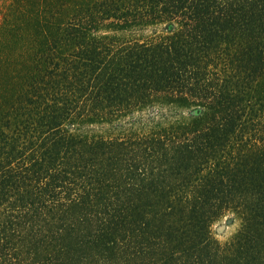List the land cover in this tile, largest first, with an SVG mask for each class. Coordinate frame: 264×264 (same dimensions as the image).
Masks as SVG:
<instances>
[{
	"label": "trees",
	"instance_id": "obj_1",
	"mask_svg": "<svg viewBox=\"0 0 264 264\" xmlns=\"http://www.w3.org/2000/svg\"><path fill=\"white\" fill-rule=\"evenodd\" d=\"M0 264H264V0H0Z\"/></svg>",
	"mask_w": 264,
	"mask_h": 264
},
{
	"label": "rangeland",
	"instance_id": "obj_2",
	"mask_svg": "<svg viewBox=\"0 0 264 264\" xmlns=\"http://www.w3.org/2000/svg\"><path fill=\"white\" fill-rule=\"evenodd\" d=\"M241 227V220L229 214L213 227V234L221 243L229 242Z\"/></svg>",
	"mask_w": 264,
	"mask_h": 264
}]
</instances>
